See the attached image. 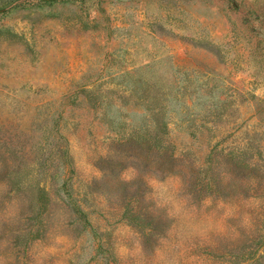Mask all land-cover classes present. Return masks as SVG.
I'll list each match as a JSON object with an SVG mask.
<instances>
[{"label": "rangeland", "instance_id": "1", "mask_svg": "<svg viewBox=\"0 0 264 264\" xmlns=\"http://www.w3.org/2000/svg\"><path fill=\"white\" fill-rule=\"evenodd\" d=\"M0 264H264V0H0Z\"/></svg>", "mask_w": 264, "mask_h": 264}, {"label": "clouds", "instance_id": "2", "mask_svg": "<svg viewBox=\"0 0 264 264\" xmlns=\"http://www.w3.org/2000/svg\"><path fill=\"white\" fill-rule=\"evenodd\" d=\"M139 164L140 161L131 158L128 166L121 171L119 182L133 185L130 191H134L135 181H143L147 189L144 193V202L150 205L149 211L155 215L163 214V217L169 222L166 233L160 237L167 239V233L172 230L173 226L178 230H189V225L198 219V216L194 214H198L200 203L197 204L188 191V185L184 178L177 172L165 173L156 167L144 170L142 166H138ZM104 176L105 174L100 171V175L95 178L103 180ZM178 208L180 211H177ZM246 222V218L243 217L238 221L242 227L246 225ZM157 241L155 247L159 246V240Z\"/></svg>", "mask_w": 264, "mask_h": 264}]
</instances>
